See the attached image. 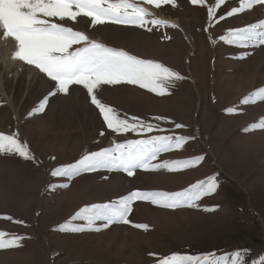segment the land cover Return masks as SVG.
Listing matches in <instances>:
<instances>
[{
  "label": "rangeland",
  "instance_id": "374dc122",
  "mask_svg": "<svg viewBox=\"0 0 264 264\" xmlns=\"http://www.w3.org/2000/svg\"><path fill=\"white\" fill-rule=\"evenodd\" d=\"M139 2L155 10L149 19L167 24L149 25L151 31L117 24L92 28L87 18H79L66 26L138 58L162 63L184 77L165 95L128 84L104 85L97 95L121 116L165 130L145 136L190 138L182 149L161 153L154 163L204 159L177 172L137 169L129 177L101 169L70 181L52 176L53 169L74 163L86 152L144 137L107 129L86 90L77 85L67 95L49 97L43 112L30 115L54 82L11 59L15 42L0 38V133H18L34 157L0 154V231L24 237L20 247L0 250V264H158L173 253L235 250H247V264H259L264 256V129L249 128L264 118V100L251 102L252 93L264 88V45L245 48L219 40L227 29L264 20V5L219 21L238 6V0H226L209 21L208 8L216 0L203 4L176 0L175 7L162 4L159 9ZM175 124L184 127L177 129ZM212 175L218 188L196 201V207L169 209L136 201L128 217L131 224L103 228L97 221L100 231L57 230L85 205L108 203L134 190L180 191ZM133 224H146L148 230Z\"/></svg>",
  "mask_w": 264,
  "mask_h": 264
},
{
  "label": "snow or ice",
  "instance_id": "6c2138e0",
  "mask_svg": "<svg viewBox=\"0 0 264 264\" xmlns=\"http://www.w3.org/2000/svg\"><path fill=\"white\" fill-rule=\"evenodd\" d=\"M190 2L203 4L204 0ZM143 3L157 9L162 4L176 6V0H143ZM225 4L226 0H216V3L208 8L209 21L216 16L217 9ZM255 5H264V0H238V6L231 7L224 15L219 16V21L243 13ZM151 16L148 7L142 6L139 0H0V38L4 40L11 38L15 42L11 59L31 66L38 74H43L49 81L54 82L53 90L40 100L30 115L43 112L49 97L57 94L67 95L71 86L77 85L86 90L90 103L98 110L107 129L116 134L131 132L144 137L113 142L109 147L86 152L74 163L53 169L52 176L66 177L70 181L82 173L101 169L122 171L129 177L133 176L137 169L144 171L164 169L177 172L192 168L204 159L203 156H198L154 163L161 153L182 149L183 144L190 138L179 135L145 136L148 133L165 130L137 117L121 116L117 109L103 103L97 95V91L104 85L120 84L135 85L156 95H165L168 88L174 86L175 81L184 77L162 63L138 58L125 50L91 39L85 31L66 26V22L78 23L79 18H87L92 28L117 24L151 31L149 25L167 24L164 20L149 19ZM219 40L228 45L245 48L264 45V20L227 29ZM252 97V103L256 102L255 98L264 100V88L257 89L252 93ZM245 102H248V98H245ZM227 111L232 112L233 109L229 108ZM182 127L184 125L175 124L177 129ZM249 128L264 129V118L251 124ZM0 154H15L25 160L34 159L27 143L20 142L18 133L15 132L0 133ZM63 187L66 188L68 185L64 184ZM217 188V178L212 175L180 191L134 190L108 203H94L81 207L71 217V221L80 220L84 222L83 224H72L69 221L61 224L57 230L73 233L100 231L101 228L96 226L97 221L103 222V228L113 223L131 224L128 217L136 201H146L169 209L196 207V201L214 193ZM132 226L148 230L146 224ZM22 239L24 237L0 231V250L20 247ZM246 253L247 250L223 254L173 253L160 258L158 264H247ZM259 264H264V256H261Z\"/></svg>",
  "mask_w": 264,
  "mask_h": 264
},
{
  "label": "bare ground",
  "instance_id": "6f19581e",
  "mask_svg": "<svg viewBox=\"0 0 264 264\" xmlns=\"http://www.w3.org/2000/svg\"><path fill=\"white\" fill-rule=\"evenodd\" d=\"M149 9V11L152 13V14H155L156 15V12H155V10L154 9H152V8H148ZM174 22V24H176L177 25V21L176 20H174L173 21ZM2 40V39H1ZM4 41V40H3Z\"/></svg>",
  "mask_w": 264,
  "mask_h": 264
}]
</instances>
